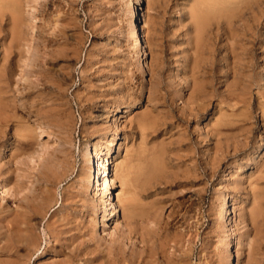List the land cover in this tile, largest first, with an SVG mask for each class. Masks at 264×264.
<instances>
[{
    "label": "rangeland",
    "instance_id": "1",
    "mask_svg": "<svg viewBox=\"0 0 264 264\" xmlns=\"http://www.w3.org/2000/svg\"><path fill=\"white\" fill-rule=\"evenodd\" d=\"M232 1L200 33L198 0H0V264H264V0Z\"/></svg>",
    "mask_w": 264,
    "mask_h": 264
},
{
    "label": "bare ground",
    "instance_id": "2",
    "mask_svg": "<svg viewBox=\"0 0 264 264\" xmlns=\"http://www.w3.org/2000/svg\"><path fill=\"white\" fill-rule=\"evenodd\" d=\"M13 1H15V0H13ZM12 2V1H11ZM198 4H197V9L195 10V14L193 15L194 16V23H195V29H197V32H199L200 31V33H201V31H202V29H203V27H204V24H206V21H207V17H209L210 16V13H212V9H213V7H215V5H218V6H221V7H225L227 4H233V1L232 2H230V0H198V2H197ZM141 13V12H140ZM222 13V12H221ZM137 15V14H136ZM135 19V18H134ZM137 53H139V52H137ZM144 55V54H143ZM142 57V56H141ZM143 58V57H142ZM114 118V117H113ZM33 125H35V124H33ZM39 126V125H38ZM41 126H39V127H29L28 129L30 130H28L27 132H33V133H35V134H38V135H45V133H44V130H42L41 128H40ZM28 134V133H27ZM46 135H47V133H46ZM34 136V135H33ZM37 136V135H36ZM26 137V136H25ZM29 138V137H28ZM27 138V139H28ZM31 139V138H30ZM115 139V138H114ZM18 147V146H17ZM96 149V148H95ZM94 151V156H97V152L95 151V150H93ZM99 156V155H98ZM97 159V158H96ZM99 159V158H98ZM97 161V160H96ZM94 163V162H93ZM100 163V162H99ZM100 165V164H99ZM101 166V165H100ZM98 167V166H97ZM92 168V167H91ZM115 170V169H114ZM90 173L88 174V176H87V179L89 180L90 178H91V169H90V171H89ZM115 174H116V172H115ZM117 175V174H116ZM116 175H114V176H116ZM94 179V178H93ZM87 180V181H88ZM96 182V181H95ZM85 187V186H84ZM1 190H2V188H1ZM103 190H105V188L103 189ZM108 190V189H107ZM101 192H102V190H101ZM126 196V195H125ZM225 197V196H224ZM222 198V197H221ZM224 201V200H223ZM225 203V202H224ZM231 203V202H230ZM228 209V208H227ZM14 213V212H13ZM225 213V212H224ZM19 214V213H18ZM23 215H26V214H23ZM225 216H226V214H225ZM16 217H18V216H16ZM23 218H24V216H22ZM21 217V218H22ZM19 219V218H18ZM228 220V219H227ZM21 221V220H20ZM4 223V222H3ZM23 224V223H22ZM14 226V225H13ZM17 226V225H16ZM21 226V225H20ZM2 228V227H1ZM13 229V228H12ZM11 229V230H12ZM14 230V229H13ZM19 230V229H18ZM17 230V231H18ZM25 231V230H24ZM7 233V232H6ZM19 233V232H18ZM22 233H23V231H22ZM18 235V234H17ZM21 235V234H20ZM16 237V236H15ZM24 238H25V236H24ZM61 240V239H60ZM24 241V240H23ZM228 242V241H227ZM227 244V243H226ZM241 245V244H240ZM228 247H229V245H228ZM231 254V253H230ZM225 255H226V253H225ZM231 257V256H230ZM225 259V258H224ZM227 260H228V257H227ZM228 261H230V260H228Z\"/></svg>",
    "mask_w": 264,
    "mask_h": 264
}]
</instances>
